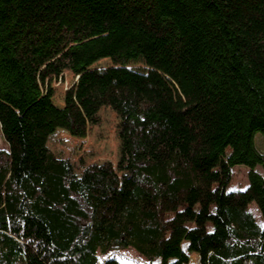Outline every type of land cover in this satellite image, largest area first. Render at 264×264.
<instances>
[{
  "label": "trees",
  "instance_id": "obj_1",
  "mask_svg": "<svg viewBox=\"0 0 264 264\" xmlns=\"http://www.w3.org/2000/svg\"><path fill=\"white\" fill-rule=\"evenodd\" d=\"M65 70L78 79L57 106ZM103 106L119 159L76 173L48 137H85ZM257 131L264 0H0V264H99L123 248L142 264H264L248 208L264 220ZM238 164L247 185L228 191Z\"/></svg>",
  "mask_w": 264,
  "mask_h": 264
},
{
  "label": "rangeland",
  "instance_id": "obj_2",
  "mask_svg": "<svg viewBox=\"0 0 264 264\" xmlns=\"http://www.w3.org/2000/svg\"><path fill=\"white\" fill-rule=\"evenodd\" d=\"M108 58H102L93 63L91 68H100L110 65ZM128 67L142 69L144 66L139 62H131ZM76 76L69 70H65L58 78L51 82L54 88L52 101L57 106L63 105L64 92L76 82ZM99 122L88 126L85 137H75L64 129H56L48 137V148L58 157L68 159L74 166L75 172L80 173L84 165L111 161L115 166L120 153V140L118 137L119 118L109 106H103L99 110ZM256 149L264 157V132L257 131L254 134ZM3 136L0 132V148H5ZM261 171V166H257ZM247 167L243 164L235 165L232 168V178L227 190L244 189L247 185ZM248 208L254 214L256 221L263 225L261 217L254 202H250ZM114 260L120 264H142L146 260L132 248L111 250L99 254V264H106ZM186 264H199V257L196 253L188 254Z\"/></svg>",
  "mask_w": 264,
  "mask_h": 264
},
{
  "label": "water",
  "instance_id": "obj_3",
  "mask_svg": "<svg viewBox=\"0 0 264 264\" xmlns=\"http://www.w3.org/2000/svg\"><path fill=\"white\" fill-rule=\"evenodd\" d=\"M76 79H78V76H76Z\"/></svg>",
  "mask_w": 264,
  "mask_h": 264
}]
</instances>
